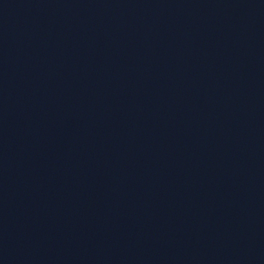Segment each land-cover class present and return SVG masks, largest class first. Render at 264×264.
I'll return each mask as SVG.
<instances>
[{
  "label": "water",
  "instance_id": "1",
  "mask_svg": "<svg viewBox=\"0 0 264 264\" xmlns=\"http://www.w3.org/2000/svg\"><path fill=\"white\" fill-rule=\"evenodd\" d=\"M0 264H264V0H0Z\"/></svg>",
  "mask_w": 264,
  "mask_h": 264
}]
</instances>
